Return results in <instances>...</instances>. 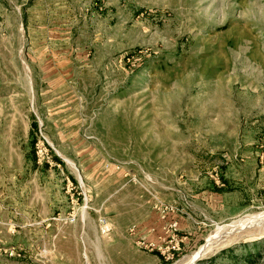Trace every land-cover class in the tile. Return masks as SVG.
Returning a JSON list of instances; mask_svg holds the SVG:
<instances>
[{"label": "rangeland", "instance_id": "374dc122", "mask_svg": "<svg viewBox=\"0 0 264 264\" xmlns=\"http://www.w3.org/2000/svg\"><path fill=\"white\" fill-rule=\"evenodd\" d=\"M260 212L264 0H0V264H91L96 228L174 219L163 264L218 227L195 264H264V220L232 226Z\"/></svg>", "mask_w": 264, "mask_h": 264}, {"label": "crops", "instance_id": "0c3cea01", "mask_svg": "<svg viewBox=\"0 0 264 264\" xmlns=\"http://www.w3.org/2000/svg\"><path fill=\"white\" fill-rule=\"evenodd\" d=\"M154 222L147 221L144 223V228L149 229V237L157 240V234L161 233H159V229H155ZM119 225L121 228L126 226L122 223ZM137 225L142 227L140 224ZM116 226L114 225L113 232L108 236H100L97 228L93 233H89V261L91 264H163L164 257L159 251H148L137 247L133 243L132 237L128 235L127 229L119 230V227ZM184 237L185 235L181 237V241Z\"/></svg>", "mask_w": 264, "mask_h": 264}, {"label": "built area", "instance_id": "2783aa9c", "mask_svg": "<svg viewBox=\"0 0 264 264\" xmlns=\"http://www.w3.org/2000/svg\"><path fill=\"white\" fill-rule=\"evenodd\" d=\"M175 208L176 206L170 203L160 202L158 205V209L161 211V217H165L169 211H173ZM167 223V229L171 230V235L169 239H167V242L166 239H163V242H158L147 236V234H139L134 224L128 227V233L136 236L135 244L138 247L144 248L148 251L157 250L165 259L172 258L181 248V237L174 231L177 228V221L174 219L169 220ZM99 226L102 234H108L112 230V224H110L104 216L99 217Z\"/></svg>", "mask_w": 264, "mask_h": 264}, {"label": "bare ground", "instance_id": "6f19581e", "mask_svg": "<svg viewBox=\"0 0 264 264\" xmlns=\"http://www.w3.org/2000/svg\"><path fill=\"white\" fill-rule=\"evenodd\" d=\"M264 220V212L260 213H254L247 216H244L240 219L235 220L232 223L233 228H236L237 226H242L254 221H261ZM225 227H218L215 229L205 240V242L192 254L184 258L182 261L177 262L176 264H195L196 257H200L207 251L212 250L213 248H216L219 244L218 241H220V237L222 235V232L225 230ZM231 228V227H230Z\"/></svg>", "mask_w": 264, "mask_h": 264}, {"label": "water", "instance_id": "95a60500", "mask_svg": "<svg viewBox=\"0 0 264 264\" xmlns=\"http://www.w3.org/2000/svg\"><path fill=\"white\" fill-rule=\"evenodd\" d=\"M198 259V257H196V259L195 260H197Z\"/></svg>", "mask_w": 264, "mask_h": 264}]
</instances>
